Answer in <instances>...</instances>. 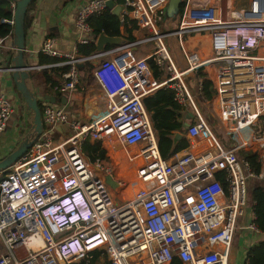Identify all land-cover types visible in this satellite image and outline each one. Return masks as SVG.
<instances>
[{
	"label": "built area",
	"instance_id": "1",
	"mask_svg": "<svg viewBox=\"0 0 264 264\" xmlns=\"http://www.w3.org/2000/svg\"><path fill=\"white\" fill-rule=\"evenodd\" d=\"M167 2L123 0L144 35L107 50L61 53L54 38L43 40L40 51L68 66L54 88L70 94L80 77L79 63L93 62L106 109L82 122L63 108H42L41 134L32 136L27 151L0 171V264H73L76 259L93 264L95 250L106 255L108 264H171L175 257L183 264H229L236 222L248 199L247 182L260 176L238 149L250 133L264 146V136L253 130L264 113V0L240 5L182 0L175 29L164 32L161 13ZM107 8L106 0L81 5L75 24L90 36L80 44L95 42L88 19ZM2 21L13 26V16ZM173 35L183 67L170 53L167 39ZM194 35L208 37L206 51L187 47ZM7 38L0 37V48ZM145 44L152 50L137 57L135 48ZM149 59L158 66L160 80ZM197 72L203 74L196 76L199 89L204 79L211 81L220 130L232 144L217 138L193 99L186 76ZM163 87L193 109L185 130L189 148L168 158L161 156L144 104L145 97ZM12 111V103L0 94V137ZM57 123L68 125L60 139L52 135ZM86 141L98 144L104 154L111 151L121 173L136 176L142 186L131 179L129 195L117 196L121 182L115 180L113 187L106 182L110 172L103 160L86 157ZM217 172L223 173V181Z\"/></svg>",
	"mask_w": 264,
	"mask_h": 264
},
{
	"label": "crops",
	"instance_id": "2",
	"mask_svg": "<svg viewBox=\"0 0 264 264\" xmlns=\"http://www.w3.org/2000/svg\"><path fill=\"white\" fill-rule=\"evenodd\" d=\"M86 1L87 0H35L34 4L28 12L29 23L25 28L26 37L24 51V56L28 64L35 67L38 65L41 66L40 69L34 67V69L30 71L29 79V86H31V89L35 91V95L38 98L41 108H43L45 105L63 108L67 112L69 117L77 118L82 122H90L91 120L103 114L106 109V102L103 92L92 74L94 63L89 61L79 63L78 68L80 71V77L77 82L76 90L72 91L70 94H64L53 88V86L51 87L50 82L47 81L49 80V77H47V75L51 76L54 80L63 81L64 74L55 70L56 68L63 66L62 64H57L61 59L55 57L56 59H58V61L56 62H41V60L47 55L43 54L40 51V48L43 40L46 37L54 38V48L61 53H73L75 48H77L78 50L79 45H85L80 44L79 40L81 38L89 37L90 34H86L79 30L76 27L75 21L78 10ZM114 1L116 4L123 3V0ZM227 1L230 3H234L235 5L247 4L249 2V0ZM125 16H128L129 19L133 20V18L128 13L127 8H125V11L122 13L120 19L123 20ZM125 28V25L122 24L120 26V32L124 34ZM132 35L134 36V38L143 36L144 31L138 29L135 24V28L132 30ZM200 36L201 38H197V35L189 37L186 42L187 47H198V50L206 51V49H208V37L206 35ZM116 37H120L121 43L127 42L122 36ZM170 39V41L169 39H167L168 44L172 41V37H170ZM11 46L12 36L8 37L5 40V45L0 48V67L5 66L10 56L12 55L13 48H10ZM114 46L116 45L106 44L104 50L110 49ZM151 50L152 45L145 44L143 46H137L135 48V53L137 57H144L147 55L148 51ZM261 51H264V47L261 49ZM181 55L177 56L176 59H174V57L172 56L178 67L184 66L183 55ZM6 76L7 74L5 72L2 74L0 73V94L3 93L6 95L9 101L12 103L13 111L5 130L0 137V157L5 156L13 149H15L22 138L26 136L30 131H32L33 128V113L30 110L26 109L21 95L16 92L15 88L12 86V83L10 81H5ZM196 76L197 73H190L186 76V81L190 89L192 90V93L196 94L198 98L197 100L199 101L197 103L202 106L203 102H201V99H199L202 96H200V89L196 84ZM161 77L162 76L157 79L160 80ZM62 96L65 97V100H62ZM46 98L49 101H45L44 99ZM212 98L213 97L208 100H211ZM51 99H54L55 101L51 102ZM183 106L184 115L187 116L189 112H193V109L190 105ZM201 110L204 113V110ZM254 132L260 134L261 136H264L261 132ZM67 133V123H57L52 131V135L56 139L65 137ZM182 134V137H185L188 140L186 132H182ZM245 137H247V141L244 143V145L239 147L238 153L242 157L251 159L254 170L257 173H260V176L250 178L247 182L248 199L242 214L238 218V225L235 229V234L231 246L229 264H244L247 260L249 250L259 242L264 240V232L251 227L254 224L255 218L253 212V200L251 191L255 186L264 185V146H262V144L259 142L260 140L252 138L251 133L250 135H247ZM225 142L227 144H232L229 139H225ZM188 148L189 145H187V147L183 148L177 153H183ZM115 158L116 156H114V159ZM116 164H118V160ZM119 174L121 175L120 178L122 179L119 178ZM124 174L125 173H121L120 168L118 170H116L115 167L112 168V176L115 180L120 181L122 184L121 189H116L117 196L121 198L129 195V192L127 191L129 189V182L131 180L130 178H126L128 176ZM121 180L124 181L122 182ZM135 181L138 183V185H142L138 182L136 176ZM0 244V249L2 251V243ZM92 254L93 256L91 258V263L108 264L106 255L102 254L99 250H95V252H92ZM84 263L85 261L83 259H76L73 261V264Z\"/></svg>",
	"mask_w": 264,
	"mask_h": 264
},
{
	"label": "trees",
	"instance_id": "3",
	"mask_svg": "<svg viewBox=\"0 0 264 264\" xmlns=\"http://www.w3.org/2000/svg\"><path fill=\"white\" fill-rule=\"evenodd\" d=\"M121 1V0H119ZM12 0H0V37H11L13 32V26L7 22H3L2 19H11L13 15L14 6L12 5ZM35 0L29 5L26 15H25V28L28 26V12ZM183 7V2L181 3L178 14L181 13ZM177 14V15H178ZM176 15V16H177ZM164 15H162V18ZM164 21V20H163ZM88 23L92 28L94 35H99L101 32L109 36H122L126 41L134 40L132 35V30L135 28V22L129 19L128 16H125L124 19H120L114 14L111 13L110 9L107 8L101 14L97 16L90 17ZM125 25V33L120 32V26ZM129 24V27H128ZM110 46V45H109ZM96 51L95 44L93 42L79 45L78 52L79 54L89 55ZM58 61L55 57L45 56L41 62L53 63ZM150 66L153 70V74L156 78H160L161 72L158 70V66L154 63L152 59H149ZM55 70L60 73H65L68 70L67 65L56 68ZM197 76H202L201 72H197ZM51 87L58 86L61 81L52 79L51 76H48ZM200 96L203 99L208 100L212 97V88L211 81L204 79L202 81ZM144 104L146 109L151 114V119L153 127L155 129L158 148L163 158H168L169 156L177 153L183 148L187 147L188 140L185 137L180 138L174 144L173 135L175 132H185V117L184 115V106L179 104L175 100V93L171 88H160L156 90L151 95H148L144 98ZM41 107V106H40ZM42 109V108H41ZM259 124L261 126V133L264 135V113L260 116ZM83 152L86 157L91 161L95 162L96 160L104 159V151L96 143L86 141L83 144ZM250 161L251 159L248 158ZM113 161V160H111ZM115 164V160L113 161ZM252 163V161H251ZM253 165V163H252ZM112 171V169L110 168ZM1 175V173H0ZM121 175L119 174V178ZM216 177L223 181V173L217 172ZM122 179V178H120ZM122 181V180H121ZM124 181V180H123ZM225 185V184H224ZM252 200H253V212H254V224L255 226L264 232V185H258L252 188L251 191ZM95 252V251H93ZM171 264H183L180 259L175 257ZM247 264H264V240L259 242L257 245L253 246L247 255Z\"/></svg>",
	"mask_w": 264,
	"mask_h": 264
},
{
	"label": "water",
	"instance_id": "4",
	"mask_svg": "<svg viewBox=\"0 0 264 264\" xmlns=\"http://www.w3.org/2000/svg\"><path fill=\"white\" fill-rule=\"evenodd\" d=\"M14 2L13 10V32H12V44L13 50L12 55L10 56L8 62L5 66L0 67V73H6L5 81H10L12 86L15 88L16 92L21 95L26 109L30 110L33 113V128L26 136L22 138L20 143L15 149L6 154L5 156L0 157V171L7 169L12 165L16 160H18L30 147L32 144L31 137H38L43 130L42 122V110L39 105L35 91L29 86L30 71L34 69L35 66L28 64L25 56V15L29 5L34 0H12ZM182 0H168L165 11H164V20L174 19L179 12ZM107 7L111 9L112 14L117 17H121L122 13L125 11V6L123 3H115L114 0H106ZM164 22V21H163ZM162 29L164 32L172 31L171 25L163 23ZM169 41L171 40L168 38ZM121 43L120 37L108 36L105 33L101 32L96 39L95 47L97 51H103L106 44L118 45ZM45 101H49L47 98ZM62 100H65V97L62 96ZM54 102V99L50 100ZM193 118V113L189 112L186 116V121L184 126H188L189 120ZM188 120V121H187ZM254 131L259 132L260 127L257 126L253 128ZM220 132L219 130L216 133ZM183 134L180 131L175 132L173 135L174 144ZM106 182L110 186H117V182L110 180L109 175L106 177Z\"/></svg>",
	"mask_w": 264,
	"mask_h": 264
},
{
	"label": "rangeland",
	"instance_id": "5",
	"mask_svg": "<svg viewBox=\"0 0 264 264\" xmlns=\"http://www.w3.org/2000/svg\"><path fill=\"white\" fill-rule=\"evenodd\" d=\"M161 15H164V14L161 13ZM178 20H179V14L174 19L169 18V19L164 20L163 23L170 24L171 25V29L174 30L175 27H176V25H177V23H178ZM197 38H201V36L200 35H197ZM168 45H169V48H170V53L174 57V59H176L177 56H180L181 55V50L179 48L178 41H177V37L175 35L172 36V41ZM192 96H193V99H194L196 105L200 109H203L204 110V114L206 116L205 119H206L208 125L211 127V129L215 132L217 138L219 140H221V141H225V139H229L228 136L226 134H224V132H222L223 130L221 129V123L218 121V118H217V116L215 114V111H214V108H213V105H212V99L211 100H205V99L203 100V97L199 98V99H201V102H203V105L201 106L199 103H197L199 101L197 100L198 98H197L196 94L195 93H192ZM257 126H259L261 128V126L259 124V120L254 125V128L257 127ZM218 130L221 131V132L216 133V131H218ZM259 132H261V131H259ZM111 160H113V161L115 160V164ZM116 163H117V159L116 158L114 159V156L111 153V151L109 152V150L106 149L105 150V154H104V159H103V166L108 171H109L110 168L112 169L113 167H115V169L118 170L119 169V166ZM107 175H109V174H107ZM126 178H130L132 180H135V176H128ZM133 182L135 183V186L136 187L139 186L136 181H133ZM120 195H122V194H120ZM237 222H236V228H237V225H238ZM0 247H1V244H0ZM0 251H1V249H0Z\"/></svg>",
	"mask_w": 264,
	"mask_h": 264
},
{
	"label": "bare ground",
	"instance_id": "6",
	"mask_svg": "<svg viewBox=\"0 0 264 264\" xmlns=\"http://www.w3.org/2000/svg\"><path fill=\"white\" fill-rule=\"evenodd\" d=\"M109 172H110V174H109V175H110V176H109V179L115 181L114 177L111 176L112 171H111L110 169H109ZM141 186H142V185H141ZM36 243H38V241H35V244H36Z\"/></svg>",
	"mask_w": 264,
	"mask_h": 264
}]
</instances>
